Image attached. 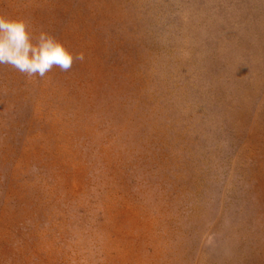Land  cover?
I'll list each match as a JSON object with an SVG mask.
<instances>
[{"label": "rangeland", "instance_id": "1", "mask_svg": "<svg viewBox=\"0 0 264 264\" xmlns=\"http://www.w3.org/2000/svg\"><path fill=\"white\" fill-rule=\"evenodd\" d=\"M0 14L76 57L0 65V264H264V0Z\"/></svg>", "mask_w": 264, "mask_h": 264}, {"label": "clouds", "instance_id": "2", "mask_svg": "<svg viewBox=\"0 0 264 264\" xmlns=\"http://www.w3.org/2000/svg\"><path fill=\"white\" fill-rule=\"evenodd\" d=\"M75 59L48 33H33L24 20L0 14V65H10L29 78H43L54 66L67 70Z\"/></svg>", "mask_w": 264, "mask_h": 264}]
</instances>
